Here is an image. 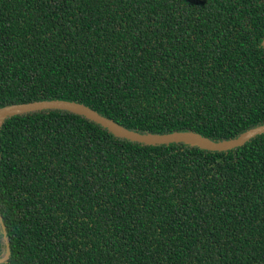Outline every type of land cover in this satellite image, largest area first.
<instances>
[{
  "label": "trees",
  "instance_id": "trees-1",
  "mask_svg": "<svg viewBox=\"0 0 264 264\" xmlns=\"http://www.w3.org/2000/svg\"><path fill=\"white\" fill-rule=\"evenodd\" d=\"M264 0H0V264H264Z\"/></svg>",
  "mask_w": 264,
  "mask_h": 264
},
{
  "label": "water",
  "instance_id": "water-1",
  "mask_svg": "<svg viewBox=\"0 0 264 264\" xmlns=\"http://www.w3.org/2000/svg\"><path fill=\"white\" fill-rule=\"evenodd\" d=\"M20 106H10L0 110V120L3 119L4 115ZM57 107L62 109H67L72 112L81 114L92 121L100 124L102 127L108 129L109 131L113 132L114 134L127 138L132 141H137L140 143L148 144V145H160V144H168V143H185L194 146H198L200 148L215 150V151H223L232 149L234 147H238L248 141L250 138L254 137L255 135L261 134L264 132V124L239 136L237 139L232 141H221V142H213L209 139H206L200 135L192 134V133H175V134H165V135H153V134H146L140 135L135 132H131L118 123L100 116L93 110L81 107L76 103H48V104H41V105H34L28 107L29 109H40V108H51ZM1 219V218H0ZM6 259V256L5 258ZM3 259V260H4ZM1 260V261H3ZM0 261V262H1Z\"/></svg>",
  "mask_w": 264,
  "mask_h": 264
}]
</instances>
